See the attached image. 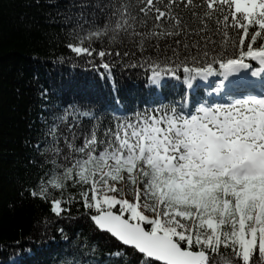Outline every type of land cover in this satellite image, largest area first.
<instances>
[{
	"label": "snow or ice",
	"instance_id": "obj_1",
	"mask_svg": "<svg viewBox=\"0 0 264 264\" xmlns=\"http://www.w3.org/2000/svg\"><path fill=\"white\" fill-rule=\"evenodd\" d=\"M59 27L99 79L29 124L18 194L88 225L55 264H264V0H69Z\"/></svg>",
	"mask_w": 264,
	"mask_h": 264
},
{
	"label": "trees",
	"instance_id": "obj_2",
	"mask_svg": "<svg viewBox=\"0 0 264 264\" xmlns=\"http://www.w3.org/2000/svg\"><path fill=\"white\" fill-rule=\"evenodd\" d=\"M68 3L0 0V264H55L67 243L57 229L64 228L70 239L76 230H88L83 220H58L47 203L18 194L21 182H31L36 172L26 163L31 148L25 141L35 138L38 124L32 129L29 124L40 112L39 90L58 88L70 78L99 79L86 58L65 47L59 25ZM99 88L107 96L103 81Z\"/></svg>",
	"mask_w": 264,
	"mask_h": 264
}]
</instances>
